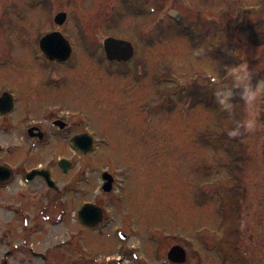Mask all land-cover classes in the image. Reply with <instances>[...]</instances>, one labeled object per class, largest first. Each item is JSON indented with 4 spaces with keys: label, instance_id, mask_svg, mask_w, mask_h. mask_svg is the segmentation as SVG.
Wrapping results in <instances>:
<instances>
[{
    "label": "rangeland",
    "instance_id": "obj_1",
    "mask_svg": "<svg viewBox=\"0 0 264 264\" xmlns=\"http://www.w3.org/2000/svg\"><path fill=\"white\" fill-rule=\"evenodd\" d=\"M50 32L71 46L67 66L38 59L37 41ZM108 37L133 45L131 64H107ZM0 52V85L19 97L20 115L48 123L70 115L75 132L136 138L130 156L100 146L77 164H92L95 195V171L115 169L125 185L120 211L147 230L130 245L157 246V264L173 245L184 264H264V0H0ZM22 72L33 81L24 84ZM39 87L35 98L28 89ZM60 157L73 156L39 160ZM48 232L46 246L68 240ZM89 235L81 252L61 246L60 264L82 252L104 257ZM115 246L107 253L117 256Z\"/></svg>",
    "mask_w": 264,
    "mask_h": 264
},
{
    "label": "flooded vegetation",
    "instance_id": "obj_2",
    "mask_svg": "<svg viewBox=\"0 0 264 264\" xmlns=\"http://www.w3.org/2000/svg\"><path fill=\"white\" fill-rule=\"evenodd\" d=\"M0 63L1 67L5 65L2 61ZM33 75L22 72L19 79L29 84L33 81ZM55 84L57 81L49 82L51 91L55 89ZM28 90L33 91L35 98L40 97L38 94L42 91L40 87L37 91ZM55 92H50L54 98ZM3 94L7 96L0 100V264H60L58 256H61V246H71L72 252H81L83 246H87L83 241L85 234H90L100 246L106 248V253H103L104 257L90 258L82 252L73 264H157V246L137 249L129 243L132 239H139L144 229L137 227L136 217L120 211L126 202L123 195L125 185L119 182L115 169H102L108 185L103 189V183L99 182L95 195L88 172L92 164L87 163V167L82 170L77 165L82 159L93 155L100 146L109 149V152L118 149L130 156V153L138 150L136 138L128 135L123 137L119 130L118 134L113 130L114 140L105 137L98 140L87 129L75 132L72 122L66 121L70 115L57 114L54 117L50 114V123L45 121V117L29 120L26 115L19 113L23 111V104L17 94L2 84L0 98ZM71 116L77 118L76 115ZM86 134H90L93 140ZM90 141L93 142L91 152L83 155L80 152ZM58 153H71L73 157L56 158L55 162L53 159L47 160V163L39 160L46 156L53 158ZM30 159H37L38 162L29 164ZM60 161L66 162L63 167L65 171L59 170L57 163ZM40 172L50 174L53 187L47 186ZM85 205L100 210L101 222L94 228L83 227L80 223L79 212ZM96 213L92 210V215ZM49 229L56 231L55 239L61 234L68 240L46 246L44 239ZM154 236H150L149 241ZM109 239L116 245L114 253L117 256L107 253L110 251L109 246H113L111 241V245L108 243ZM140 249L145 250V253L136 252ZM162 264L170 263L165 259Z\"/></svg>",
    "mask_w": 264,
    "mask_h": 264
},
{
    "label": "water",
    "instance_id": "obj_3",
    "mask_svg": "<svg viewBox=\"0 0 264 264\" xmlns=\"http://www.w3.org/2000/svg\"><path fill=\"white\" fill-rule=\"evenodd\" d=\"M65 14H59L55 17V22L58 25H62L65 21ZM52 40H57L60 44L61 51L59 53H54L49 48V43ZM41 50L45 53L48 59L55 60L59 62H64L68 59L70 49L67 44V42L61 37L59 34H52L49 36H46L44 39H42L41 43ZM104 49L107 55V58L109 60H116V61H128L132 56V48L128 43L116 41L112 39H108L104 42ZM89 145L85 146V149L82 150V153H86L88 150ZM91 208L85 207L82 212L79 214V217H81V222L83 223V226H92V222L87 224L84 222L83 215L85 216L86 213H90ZM97 221V220H95ZM168 260H170L173 263L181 264L185 261V254L183 250H181L178 247H174L168 254Z\"/></svg>",
    "mask_w": 264,
    "mask_h": 264
},
{
    "label": "snow or ice",
    "instance_id": "obj_4",
    "mask_svg": "<svg viewBox=\"0 0 264 264\" xmlns=\"http://www.w3.org/2000/svg\"><path fill=\"white\" fill-rule=\"evenodd\" d=\"M49 48H50L54 53H59V52L61 51L60 44H59V42H58L57 40H52V41H50V43H49ZM89 50H90V52H91L92 54H95V50H94V48H90Z\"/></svg>",
    "mask_w": 264,
    "mask_h": 264
}]
</instances>
